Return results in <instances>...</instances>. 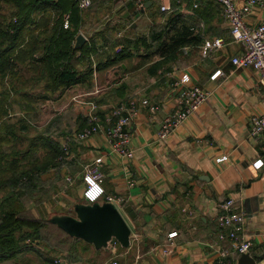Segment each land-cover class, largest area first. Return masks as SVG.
Returning <instances> with one entry per match:
<instances>
[{
  "label": "crops",
  "instance_id": "crops-1",
  "mask_svg": "<svg viewBox=\"0 0 264 264\" xmlns=\"http://www.w3.org/2000/svg\"><path fill=\"white\" fill-rule=\"evenodd\" d=\"M102 1L95 0L91 8L109 11L105 19L108 28L93 36L85 34V43L95 45L99 51L78 64L81 70L90 67L89 78L56 92L46 89L44 80L36 83L42 96L32 103L34 118L42 117L36 112L39 102L41 107L52 105L53 111L44 120L34 122L44 128L59 117L56 138L70 161L62 164L64 174L55 180L56 190L40 206L45 215L54 206L64 208L67 201L73 204L72 209L54 212L50 219L65 215L79 218L77 205L92 204L84 197V168L103 157V185L123 198L114 204L131 227L130 245H122L115 237L102 247L82 238L71 248L59 244L43 248L33 241L36 250H25L6 262L29 260L26 264H39L37 259L42 257L38 254L46 252L64 257L65 264H113L115 260L118 264H216L220 252L226 250L231 264H238L236 242L220 240L222 227L216 219L220 204L233 197L235 207L244 215L243 234L252 241L248 253L255 264H264V132L256 136L248 132L251 116L264 114V91L256 69L231 62V57L242 51V45L230 35L222 10L216 3L196 10L194 0L176 1V6L174 0H162L172 6L168 15L175 9L183 11L186 21L192 22L196 30L201 28L202 41L185 45L190 47L184 50V46L175 59L152 72L150 67L161 58L155 48L131 43L127 52V42L114 46L110 40L119 36L121 40L127 35V27L134 29L136 35L131 39H136L148 35L154 23L156 27L164 26L167 18L154 22L150 17L161 10V0H147L142 14L132 0H108L105 9ZM248 20L253 24L263 21L264 8L256 9ZM219 37L223 45L203 55L204 41ZM119 46L125 52L122 57L117 56ZM82 53L78 50L76 55ZM217 69L220 73L211 79ZM185 72L191 75L190 83H199L209 92L208 98L162 139L161 124L178 106L182 86L177 80ZM144 98L158 104L159 109L151 111L143 105ZM130 101L137 105L130 126L133 156L115 150L103 131L85 140L78 138L82 129H77L87 126L80 125L82 117L88 116L90 124V114H96L102 124H108L113 109ZM40 149L44 154L48 151ZM221 155L226 159L216 161ZM257 159L263 161L259 168L253 166ZM175 230L178 234L169 238Z\"/></svg>",
  "mask_w": 264,
  "mask_h": 264
},
{
  "label": "trees",
  "instance_id": "trees-1",
  "mask_svg": "<svg viewBox=\"0 0 264 264\" xmlns=\"http://www.w3.org/2000/svg\"><path fill=\"white\" fill-rule=\"evenodd\" d=\"M2 1L19 3L21 0H0V3ZM203 1L205 0H201L196 10L202 5H209L207 2L202 4ZM41 2L40 6L43 8L48 4L61 8L59 19L55 21L52 29H49L50 34L43 37L25 35L19 18L6 26L0 24V108H2L0 109V145L7 143L6 140L13 145L10 151L0 146V190L8 189L0 200V262L2 263L15 260L16 256L25 250H36L27 240L42 237V229L48 222L43 217L29 215L25 202L32 198L42 204L44 199L50 198L51 193L56 190L55 180L64 174L62 164L70 162L56 138L55 129L59 117L44 128L34 122L32 103L42 96L40 89L34 91L37 87L36 83L38 80H44L46 89L56 92L60 88L65 90L75 83L87 80L90 76V67L86 66V70H81L78 64L99 51L95 45L89 46L86 43L81 47H75L76 37L83 23L82 11L92 6L81 9L76 0H65V2L41 0ZM173 5H178L176 0L173 1ZM196 10L192 9V11ZM66 13L70 15L68 27L64 23ZM186 19L183 11L175 9L173 14L167 16L164 26L159 30H152L146 36L130 40L125 46V51L129 52L131 43L137 45L139 42L148 48H155L161 58L150 67L153 72V68L157 69L166 61L175 59L185 45L199 44L202 41V30H196L192 22ZM33 22L34 20L30 19L25 23H28V27ZM78 50H82L81 56L76 55ZM123 51L117 56H124ZM13 94L15 100L25 106V115L18 122L6 119L9 106L13 102L8 100ZM89 122V117L85 116L82 117L80 125L88 126ZM80 129L83 128L77 130ZM33 130L35 131L32 132ZM42 147L48 151L39 158L35 154L38 155ZM54 167L58 170H52ZM58 228L66 233L61 242L69 239L73 245L80 240L68 235L63 228ZM58 244L62 245L59 242ZM41 253L38 254L42 257L39 264H56L55 258L51 259L48 254Z\"/></svg>",
  "mask_w": 264,
  "mask_h": 264
},
{
  "label": "built area",
  "instance_id": "built-area-1",
  "mask_svg": "<svg viewBox=\"0 0 264 264\" xmlns=\"http://www.w3.org/2000/svg\"><path fill=\"white\" fill-rule=\"evenodd\" d=\"M95 0H76L81 9H87L93 5ZM135 4L136 11L142 13L147 6V0H132ZM181 2L182 0H176ZM218 4L222 10L225 21L228 23L230 35L233 40L242 45V51L231 57V62L237 66H250L259 72V81L264 91V20L256 24L251 23L248 18L258 8H264V0H212ZM201 0H194V7L200 6ZM161 11H170L172 6L168 2L161 0ZM201 25H203L201 23ZM65 26H69L66 20ZM222 38L213 40L206 39L202 44L203 55H206L212 47L223 45ZM190 47V46H189ZM184 47V50L189 48ZM122 47L117 48L121 51ZM220 69L215 70L210 78L214 79ZM191 75L188 72L183 73L181 78L177 80V84L182 87L179 90V103L175 110L164 118L161 124L159 136L162 139L167 138L172 132L180 127L182 122L197 111L201 105L207 100L209 92L199 83H190ZM143 105L147 106L151 111L155 112L159 109V105L151 102L148 98L142 100ZM136 101H130L113 109L108 124H102L96 114H90L92 122L84 127L78 134L80 140L89 138L94 133L103 131L110 138L115 150L120 153L133 156L134 150L130 146L131 131L130 126L133 121L134 111L136 109ZM93 109L96 108L94 104ZM248 132L251 136H256L264 132V114L252 115L249 121ZM66 153L69 147L64 146ZM226 155L216 158V161L226 159ZM103 157L97 158L94 162L88 164L84 168L83 181L85 183L84 197L88 203L107 201L119 204L123 201L122 196L109 192L103 185L105 174L101 164ZM263 165L261 159L253 162L255 168ZM70 181L71 178L68 177ZM216 219L222 230L219 232L220 240H233L236 242L235 250L238 253L248 252L252 246V241L243 234L244 215L235 207L233 197L225 199L219 207ZM178 231L169 233V238H173ZM167 250V249H166ZM230 254L223 250L216 264H231ZM56 264H65L62 256L55 257ZM113 264H118L115 260Z\"/></svg>",
  "mask_w": 264,
  "mask_h": 264
},
{
  "label": "rangeland",
  "instance_id": "rangeland-1",
  "mask_svg": "<svg viewBox=\"0 0 264 264\" xmlns=\"http://www.w3.org/2000/svg\"><path fill=\"white\" fill-rule=\"evenodd\" d=\"M63 2H65V0H63ZM208 3L209 5H214V2L212 1H203L202 4L204 3ZM103 8H108L107 5L109 6V1L108 0H103ZM42 4L41 0H21L19 3L14 2V1H2L0 3V24L3 26H6L8 23H10L11 21H16L17 18L20 19V24L23 25L24 30L23 33L25 35H33V36H38V37H43L46 36L47 34H50L49 29H52V26L54 25L55 21H57L61 15V8H59L56 5H50L48 4V6L46 8L41 7L40 5ZM207 5V6H209ZM30 6L32 8H30ZM186 7H190V5L186 4ZM160 9V8H159ZM32 10V11H30ZM165 12V13H164ZM159 11L158 14L153 13V16H150L154 22H157L158 20H165L169 14V12L167 11ZM145 13V12H142ZM141 13V14H142ZM109 14V11L103 10V11H94L91 7L85 11H82V15H83V23L82 26L80 28V31L86 35H95L96 32L98 30H100L101 32L106 30L109 25V23H105V19L107 18V15ZM163 14V17H162ZM33 16V17H32ZM63 17V16H62ZM33 19L34 22L30 24V26L27 27L28 23H25L27 20ZM70 19V15H68V13H66L64 15V23L66 22V20L69 21ZM21 25V26H22ZM20 26V25H19ZM148 28V27H147ZM150 28V32L152 30H159L160 27H156V24L154 23V25ZM119 29L118 31H120L121 28H116ZM127 30L125 31V33L127 35H125L121 40L118 38H121L120 36L117 37V39H111L110 42L114 43V46L118 43H123V42H127L129 44V40H133L131 38V36H135L136 33L134 34V29L131 27H127ZM198 29H201L200 27ZM132 30V31H131ZM79 31V33H80ZM85 35V36H86ZM127 40V41H126ZM125 45V43H124ZM9 78V77H8ZM39 88V87H37ZM37 88L35 87L34 91H37ZM13 101L12 105L9 106V114L6 115V119L10 120L11 122H18L21 117H23L25 115V106L24 104H20L19 102H17L15 100V94H13L9 100ZM39 102V101H37ZM10 104V103H9ZM52 105L50 106H40V102L37 104V109L36 112L39 115H41L42 117H35V120H44L46 117H48L52 110ZM2 109V108H0ZM40 112V113H39ZM32 114L36 115L34 112H32ZM1 115V114H0ZM1 117V116H0ZM39 121V122H40ZM35 130H33L32 132H34ZM31 132V133H32ZM5 142L7 143H3V145H0L2 149L5 150H12L13 145L10 143H8V141L6 140ZM44 151H42L41 149L38 151V155L37 153L35 154V156H39L43 157L44 156ZM34 156V158H35ZM66 177V176H65ZM69 181V180H68ZM6 189L5 191L0 190V200L4 197V195L7 193ZM3 191V192H2ZM66 192H68V190H66ZM45 198V195L44 197ZM51 204V203H49ZM53 204V203H52ZM44 204H38V202L34 199H28L25 202V208H27V213L29 215H34L36 217H43L48 223L45 224L44 228L42 229V237L39 238V241L36 240L38 238H30L29 240H27V242L32 243L33 241H37L38 244H40V246H42L43 248L48 247V248H54L58 245V242L62 245L65 246V248H71L72 246V242L71 240L69 241V239H65L66 241L61 242L64 238V234L66 235V233H64L61 229H59L58 227H60L58 224H55L51 221V214L54 212H65L68 209H72L73 204L70 202L66 201V206L63 208L61 206H54L52 209V212H50L49 214L46 212L45 215H48V217H46L41 210H43ZM63 214V213H62ZM46 253V252H45ZM47 254V253H46ZM49 255V254H48ZM31 256V255H29ZM49 257L51 259L57 257V255H49ZM30 259V258H29ZM37 259V257H36ZM38 262L41 261L40 258L37 259ZM31 261L29 260H23L21 262L17 261H12L11 262H5L2 263L0 262V264H22V263H30Z\"/></svg>",
  "mask_w": 264,
  "mask_h": 264
},
{
  "label": "water",
  "instance_id": "water-1",
  "mask_svg": "<svg viewBox=\"0 0 264 264\" xmlns=\"http://www.w3.org/2000/svg\"><path fill=\"white\" fill-rule=\"evenodd\" d=\"M86 40L84 33H78L75 47L83 46ZM77 210L79 218L55 216L51 221L57 223L71 236L92 242L97 247L105 246L113 237L124 246L130 245L131 227L114 203L79 204ZM238 264H255V259L248 252L241 253Z\"/></svg>",
  "mask_w": 264,
  "mask_h": 264
}]
</instances>
